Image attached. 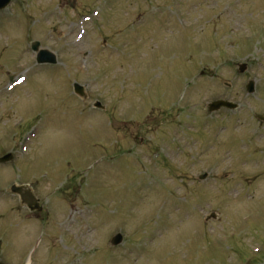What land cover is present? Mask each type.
Listing matches in <instances>:
<instances>
[{"label":"rangeland","instance_id":"374dc122","mask_svg":"<svg viewBox=\"0 0 264 264\" xmlns=\"http://www.w3.org/2000/svg\"><path fill=\"white\" fill-rule=\"evenodd\" d=\"M0 17V184L20 175L56 210L40 227L0 204V261L264 264V0H14ZM34 42L58 64L35 65ZM65 174L83 203L48 198Z\"/></svg>","mask_w":264,"mask_h":264},{"label":"water","instance_id":"95a60500","mask_svg":"<svg viewBox=\"0 0 264 264\" xmlns=\"http://www.w3.org/2000/svg\"><path fill=\"white\" fill-rule=\"evenodd\" d=\"M9 1L10 0H0V9L4 8L9 3ZM50 61L51 62H54V60H53L52 57L50 58ZM244 71H245V66H240L239 67V72L242 73ZM250 90H252V87H249V90L248 91H250ZM221 107H226V108H229V109L234 108L233 105L228 104V103H225V102H215V103H212L211 105H209L208 108H209V111H215V110H218ZM119 243H120V237L117 236V238L112 241V244L113 245H117Z\"/></svg>","mask_w":264,"mask_h":264}]
</instances>
